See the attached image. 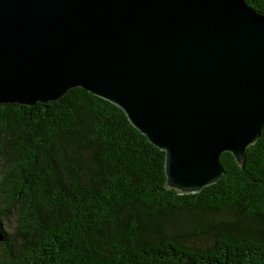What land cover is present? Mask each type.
I'll use <instances>...</instances> for the list:
<instances>
[{"label":"water","instance_id":"water-1","mask_svg":"<svg viewBox=\"0 0 264 264\" xmlns=\"http://www.w3.org/2000/svg\"><path fill=\"white\" fill-rule=\"evenodd\" d=\"M74 88L165 152L168 188L199 193L264 128V14L245 0H0V104Z\"/></svg>","mask_w":264,"mask_h":264},{"label":"trees","instance_id":"trees-1","mask_svg":"<svg viewBox=\"0 0 264 264\" xmlns=\"http://www.w3.org/2000/svg\"><path fill=\"white\" fill-rule=\"evenodd\" d=\"M220 162L179 194L117 105L82 88L0 104V264H264V128L242 165Z\"/></svg>","mask_w":264,"mask_h":264},{"label":"rangeland","instance_id":"rangeland-1","mask_svg":"<svg viewBox=\"0 0 264 264\" xmlns=\"http://www.w3.org/2000/svg\"><path fill=\"white\" fill-rule=\"evenodd\" d=\"M0 180H1V172H0Z\"/></svg>","mask_w":264,"mask_h":264}]
</instances>
